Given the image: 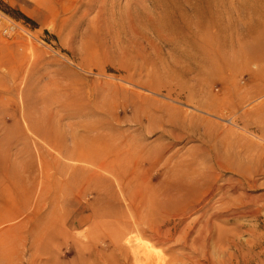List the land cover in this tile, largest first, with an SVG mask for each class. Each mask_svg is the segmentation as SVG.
Instances as JSON below:
<instances>
[{"label":"rangeland","instance_id":"1","mask_svg":"<svg viewBox=\"0 0 264 264\" xmlns=\"http://www.w3.org/2000/svg\"><path fill=\"white\" fill-rule=\"evenodd\" d=\"M138 1L116 0L129 12ZM240 1L209 3L225 12ZM260 2L248 3L264 8ZM98 14L88 0H0V264H81L88 256L77 239L97 224L81 218L103 210L111 234L141 238L167 261L264 264V95L255 93L264 84V34L233 35L227 42L234 49L222 56L228 65L211 58L198 66L167 41L155 38L152 48L123 33L118 14ZM246 26L236 22L232 31ZM74 146L96 150L107 165L66 157ZM26 149L30 175L21 166ZM37 150L54 182L70 184L58 190L47 180L37 217L49 219L48 245L31 218L43 179ZM23 183L35 188L30 201ZM225 191L229 205L219 201ZM208 217L210 233L203 230L204 243L190 247ZM189 252L196 261L186 262ZM121 253L111 252L119 264H132L130 251Z\"/></svg>","mask_w":264,"mask_h":264},{"label":"bare ground","instance_id":"2","mask_svg":"<svg viewBox=\"0 0 264 264\" xmlns=\"http://www.w3.org/2000/svg\"><path fill=\"white\" fill-rule=\"evenodd\" d=\"M88 1H89V5L96 6V8H98V12L104 19L114 17V14H118L117 21L119 22L123 33L130 32V34H133L139 37L140 40L144 39L146 43L148 44V46L152 48L157 47L154 44L155 38L161 41L162 40L167 41L170 43V45L172 44L174 48H180L181 56L184 55L188 59L195 61L198 66H203L205 63H208V61H210L211 58H214V60L221 63L223 59L222 56H223L224 51H226L228 48L234 49L233 43L227 42L228 38L233 39L232 37L233 35L236 36L237 38H239L240 36H243L244 38L245 37L253 38V37H259L260 35L264 34L262 32V24H264V12H263L264 8L256 7L255 5H249L248 3L249 1H251L253 3L259 2L260 4L261 0H249V1L241 0L244 2L241 4V1H240L239 9L235 10V8L232 6L228 8L226 11H227V17H228L227 24L230 25L229 27L228 25L223 26V22L226 21V17L224 16V13L226 11L222 12V9L218 8L217 4L215 5L214 3H209V0H180L177 3L175 2V0H151V2H149L151 3V6L147 8L146 6L143 5L141 0H139L138 3H135L136 4L135 9L132 12H131V9L129 12L127 11V8H121L120 4H118L116 0H88ZM143 14L145 15V17L143 16ZM100 15L98 14V16ZM96 19H98L99 21L100 18H96ZM130 21H132V24L130 23ZM236 22L238 23L242 22L243 24L247 26L246 28L244 27L245 29L241 31L235 29V31L233 32L232 27H235ZM137 25L141 26V28L137 27ZM140 30H143V31H140ZM149 30L153 33V36L147 37V32L150 33ZM208 40L211 42V46L209 45ZM256 47L257 46L250 47L249 52H252V50L257 51ZM249 62H250V57L248 56L246 60L244 61V66L245 65L247 66ZM222 65L224 67L225 65H228V62L225 64V62L223 61ZM260 72L262 73L264 77V67L260 68ZM255 93L257 95L263 96L264 95V84L258 87ZM52 127H53V124H52ZM52 127H50V129ZM83 128L84 130H87V131L92 130V129L97 130L96 127H93L92 129L90 127L89 128L83 127ZM45 134L46 133L43 132L42 136L45 139H47L45 137ZM94 141H93L94 143L97 142V140H94ZM49 143H51L52 146L60 149L59 147L61 143L56 142L51 139H49ZM102 143L103 142H98V144H102ZM94 146L95 144L93 145V147ZM74 147L72 148L73 150L71 149L65 150L64 154L66 157L77 159L79 161L89 163L90 165H95L99 161L101 162V166L107 165V161H103V158L100 159L97 157L96 153L93 152L94 149L93 150L92 148L78 149ZM123 147L128 149L130 148V145H128V143H125L123 144ZM94 151L97 152L96 150ZM20 154L22 155V159H23V162H21V166H23L25 172H28V175H30V173L32 172L34 168L33 159L30 154V151L26 149L25 151H21ZM23 154H27V156L24 157ZM38 154H39V151H38ZM58 154L59 155L63 154L62 150H58ZM7 158H9L8 153H7ZM13 159L14 161L16 160V158H13ZM52 160L54 161L53 163L56 164L57 160L55 158H53ZM38 163L40 166V170L42 172L43 179L39 182V185H38V189H37L38 194L35 199V204L34 206H32L31 218L33 219L35 217V219H33L34 220L33 231L35 233L39 232L38 227H42L43 230H41L40 235L45 240L46 244L48 245L50 243L49 236H48V234L50 235L49 233L50 227L48 223L49 219H46L45 217H37V215L41 212V209H42V205H43L42 197L44 195L43 193H45L46 188L48 186L47 180L51 178L53 186H55V188H58V190L59 189L67 190L68 188H70V184H68L69 182L67 183L66 182H59V183L54 182L53 180L54 174L52 175L49 173L50 164L44 159L43 156H40V154L38 157ZM16 164L17 162L15 161L14 166L18 168V165ZM235 184L231 185L230 189L232 188L236 190ZM22 185H23L22 187L26 190V196H27L26 199L30 201L34 197L35 188L34 186L27 188L26 187L27 185H25V183H23ZM214 187L212 188V190L215 189ZM220 187L222 188V186ZM224 189H227V188L223 187L222 191H224ZM16 190L18 191L17 188ZM219 191L221 190L219 189ZM227 192L226 191L223 192L219 200L224 205L226 204L229 205V201L224 200ZM228 195H231V194H228ZM169 199H170L169 197L163 198V203L164 201L167 203L171 202L172 200L170 199L171 200L170 201ZM163 203H161V205L162 206L164 205L163 206L164 212L165 211L167 212L168 209L173 210L171 206L170 207L166 206ZM171 204L172 202L170 203V205ZM230 206H233V204H230ZM165 207H168V209L167 210L164 209ZM232 208L231 209L228 208L231 211L230 214L233 216L237 215L239 213L238 210L235 208L233 209ZM228 209L227 211H229ZM172 210H170V212ZM109 216H110V212L103 210L100 214V217H98L97 212H91L89 215L81 218L82 221L90 220V221H93L94 224L97 223L96 225L93 226V228L87 231V234H84V235L82 234L81 238H78V239L76 238L78 240L76 242L77 247L79 248V250H81V253L82 251H84L88 256L87 259H84V260L81 259L83 260L81 264H119L118 257H116L114 254H111L112 250H115L116 254L118 255H121L122 251L123 252L126 250L130 251L131 256H132V264H180L182 263L181 262L182 260H179V259L175 260V258L173 260L169 258V260L167 261L168 258L165 259L164 257L160 256L159 251L153 248L148 242L143 241L141 238L139 239V238H136L135 236L127 237L123 241H121L124 238L125 233L117 231V232H114V235L111 234L113 226L109 222V219H107L109 218ZM203 216L204 215L201 214L199 218ZM209 221H210V217H208L207 219L204 220V222H202L203 224L201 225V228H200V236L198 232L197 233L198 237H195L192 240V245L190 247L195 249V245L199 246L201 243H204L203 237H202V231L206 230L207 232L209 231L210 233L211 226H210ZM97 225L101 228H98ZM233 232H234L233 235L235 237L236 231L233 230ZM207 236H204L205 239H207ZM222 237H223V234L221 231H219L217 238L219 239ZM234 237L231 239V242L236 244ZM190 253L191 252H189V255ZM191 254L194 255V253H191ZM189 255L186 254L187 257H185L184 255V257L187 260L186 262H189V261L193 262L197 260V256L195 255L189 256ZM194 264L196 263L194 262Z\"/></svg>","mask_w":264,"mask_h":264}]
</instances>
